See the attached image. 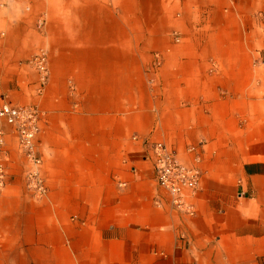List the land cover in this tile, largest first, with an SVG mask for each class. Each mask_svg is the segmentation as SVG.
Here are the masks:
<instances>
[{
  "label": "crops",
  "instance_id": "1",
  "mask_svg": "<svg viewBox=\"0 0 264 264\" xmlns=\"http://www.w3.org/2000/svg\"><path fill=\"white\" fill-rule=\"evenodd\" d=\"M24 2L37 0H0V91L12 92L14 102L28 87L14 70L31 29L20 19ZM85 63L75 61L76 79L97 80L96 59ZM177 95L201 98L186 114L193 129L207 128L208 89ZM40 111L34 144L41 194L23 185L24 162L5 126L0 264H264V118L217 158H200L187 212L156 182L150 146L129 139V114L117 101L94 97Z\"/></svg>",
  "mask_w": 264,
  "mask_h": 264
},
{
  "label": "rangeland",
  "instance_id": "2",
  "mask_svg": "<svg viewBox=\"0 0 264 264\" xmlns=\"http://www.w3.org/2000/svg\"><path fill=\"white\" fill-rule=\"evenodd\" d=\"M21 5L20 19L31 29L14 70L25 78L20 85L28 87L14 103L34 104L40 111L44 104L115 100L129 114L131 141L159 140L190 156L185 149L192 144L200 158H217L228 141L264 118V0H37ZM39 48L47 65L42 85L28 62ZM94 58L98 79H76V65ZM186 88L208 89L205 129L191 126L186 106L201 105V98L179 97ZM11 93L0 91V102L10 100ZM20 155L25 186L28 164Z\"/></svg>",
  "mask_w": 264,
  "mask_h": 264
},
{
  "label": "built area",
  "instance_id": "3",
  "mask_svg": "<svg viewBox=\"0 0 264 264\" xmlns=\"http://www.w3.org/2000/svg\"><path fill=\"white\" fill-rule=\"evenodd\" d=\"M28 62L38 72V84H43L47 76L46 53L39 48ZM40 89V87L38 88ZM40 111L34 104H18L10 100L0 102V189L8 180L9 153L6 146V132L3 124L11 127L16 147L27 162L25 169V186L35 189L38 194L43 193L46 185L39 174L40 159L36 153L34 138L38 130ZM143 144H147L142 140ZM203 141H199L202 145ZM152 152V165L156 182L166 189L170 196L171 204L191 212V204L187 198L195 190L200 169V151L195 145H188L186 152L191 153V162L181 161L175 149L168 147L162 141L148 143Z\"/></svg>",
  "mask_w": 264,
  "mask_h": 264
}]
</instances>
